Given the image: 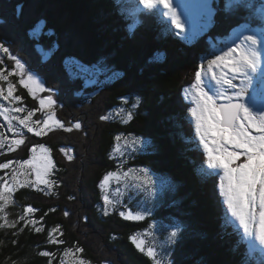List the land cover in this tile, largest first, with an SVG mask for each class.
Masks as SVG:
<instances>
[{"label": "trees", "instance_id": "1", "mask_svg": "<svg viewBox=\"0 0 264 264\" xmlns=\"http://www.w3.org/2000/svg\"><path fill=\"white\" fill-rule=\"evenodd\" d=\"M214 2L211 7L216 10ZM216 2L224 4L219 14L230 12L240 23L228 28L214 16V25L203 32L208 43L187 44L167 19L158 20L162 15L155 11L150 19L129 25L130 19L120 13L124 5L115 0H0V44L23 65L21 73L7 58L9 53L0 51V74L7 77L0 81V164H9L0 167L4 197L0 215L16 221L31 206L37 211L27 216L39 222L0 228V264H152L129 240L132 234L142 238L144 233H150L145 235V247L156 249L161 264H257L251 257L245 259L247 244L219 195L220 178L211 173L207 178L201 172L198 143L190 131L196 71L202 72V87L207 81L216 85L212 69L230 74L223 64L210 69L209 62L225 52L216 41L222 43L221 37L227 41L245 22V9L238 18L234 0ZM169 4L184 29L190 30L189 14L180 0ZM202 9L195 8L194 14L203 13ZM256 14L248 15L254 26H258ZM196 23L203 27L204 23ZM37 25L44 28L40 34L33 32ZM76 64L87 71L77 72ZM100 69L109 77L102 76ZM28 76L44 91L33 86L29 92L19 83ZM48 97L53 103L41 105L40 100ZM18 107L23 111L16 112ZM30 111L33 115L27 123L35 131L44 127V119L49 121L39 136L19 124ZM128 112L133 116L125 122ZM76 122L79 129L73 127ZM68 127L72 130L65 131ZM18 139L24 143L13 144ZM35 157H42L43 165L51 161L40 181H35L32 170ZM141 168L147 178L171 179L178 192L170 191L162 206L160 191L154 200L135 194L134 180L123 173L132 169L143 177ZM109 172L121 178H111L106 186L114 206L105 215L100 182ZM45 180L55 183L48 188ZM120 211H141L144 219L126 220ZM90 225L96 235L86 238ZM35 227L44 230L36 232ZM172 231L177 235L170 243ZM50 233L63 243H49ZM41 251L53 255L40 256Z\"/></svg>", "mask_w": 264, "mask_h": 264}, {"label": "snow or ice", "instance_id": "2", "mask_svg": "<svg viewBox=\"0 0 264 264\" xmlns=\"http://www.w3.org/2000/svg\"><path fill=\"white\" fill-rule=\"evenodd\" d=\"M139 3L145 10L155 11L158 15L170 17L171 23L180 32H184V24L178 17L175 8L169 4V0H139ZM161 8L165 11L161 12ZM202 16L210 18L211 13H202ZM261 17L264 18V6L261 7ZM198 34L195 33L194 35ZM183 38L188 39L189 37L185 36ZM238 40L239 42L234 41V46H229L228 50L223 52V55H218L215 60L209 62L210 69L211 65L219 67L223 64L228 73L231 74L224 75L222 73L219 78L215 75L212 76V80H215V84L220 85L222 90L218 91L211 81L203 82L202 87V72L196 71V83L192 86L195 89L192 100L196 106L192 108L191 114L195 118L196 135L204 150L207 169L214 170L217 175H219V170L223 172L219 187L224 197L223 202L226 205L227 213L232 218L231 222L234 223L237 231L242 233V239L247 244L248 251L250 253L259 252L264 257V53L261 52V49H264V31L259 36L255 32L241 33ZM0 51L9 53V59L15 61V68L21 73L23 72V65L15 55L10 53L8 47L0 44ZM75 69L77 72L87 71L79 64L75 65ZM2 72L3 70L0 69V73ZM14 74L16 73H9V75ZM0 79H7V77L0 74ZM237 79H239L238 85L234 83ZM19 83L28 88L29 92L33 91V86L38 88L39 91H44V89L39 88L32 76H28L27 81L21 78ZM224 85L227 88H223ZM228 89H231L232 92L226 95ZM12 90L13 86L9 84V96L12 95ZM188 95V90H185L186 98H188ZM16 99L20 98L16 97ZM124 102L127 103V101ZM45 103L51 105L53 103L52 98L48 97L47 101L40 100L41 105ZM136 103L138 104L139 100ZM135 107L136 104L133 105V108ZM15 111L20 112L23 109L18 107ZM32 115L33 113L30 111L23 119H19V124L27 128L28 132H34L35 135L39 136L49 127V121L44 119L42 121L44 127L39 131H35L27 123ZM132 116V112H128L125 122L131 120ZM108 118V116L101 117L102 120ZM12 119L17 118L13 117ZM36 123L40 124L41 121L37 120ZM55 123L59 127H64L59 121H55ZM73 127L79 129L81 125L76 122ZM64 130L71 131L72 128L68 127ZM120 139L121 137H116L117 141ZM23 143L22 139L13 141L15 145ZM132 143L134 144L136 141H132ZM0 147H2V144H0ZM116 151H119V147ZM8 166V163L0 164L2 168H8ZM50 166L51 161L42 165L45 172L48 171ZM201 171L209 174L203 168ZM139 172L144 173V176H138L134 173V170L129 169L123 173V177L140 182L134 184L133 187L149 184L150 181L147 178L145 169L141 168ZM111 178L119 180L121 177L117 173L109 172L100 182V187L105 192L103 196L105 215L108 214L109 206H114V202L106 194V186ZM44 183L50 188L55 182L45 180ZM7 190L12 191V188ZM0 199H4V197L0 195ZM35 211L37 210L31 206L26 207L25 214L21 215L16 221H8L5 216L0 215V220L4 221L0 224V228L6 226L16 228L20 222H23L25 226H35L39 222L27 216L28 213ZM50 211H55V209H50ZM2 212L3 207L0 206V213ZM64 214L67 216V211ZM119 214L126 220L140 221L144 219V214L141 211L135 213L120 211ZM43 230L42 227H35L36 232ZM19 231L22 232L23 228H20ZM149 234L144 233L143 235ZM176 235V231L169 234L168 240L170 243L174 242ZM129 240L137 251L143 253L152 261V264H161L156 249L151 246L145 247V240L140 238L139 234L130 235ZM48 242L63 243V241L52 236L51 233ZM77 251L82 250L77 249ZM39 255L51 257L53 254L49 251H41ZM49 264H51V261H49ZM261 264H264V260L261 261Z\"/></svg>", "mask_w": 264, "mask_h": 264}, {"label": "rangeland", "instance_id": "3", "mask_svg": "<svg viewBox=\"0 0 264 264\" xmlns=\"http://www.w3.org/2000/svg\"><path fill=\"white\" fill-rule=\"evenodd\" d=\"M211 2H212V0H188V3H190V5H192V6H187L186 7V11H188L189 9H192V8H195V7H202V6H206L207 4H211ZM189 12V11H188ZM189 14L191 15V16H195V14H194V12L192 11V12H189ZM220 24H221V22H220ZM240 30H242V29H240ZM246 30L248 31V32H252L251 30H249V29H247L246 28ZM243 31V30H242ZM33 32L35 33V34H40L41 32H42V25H37L36 26V28L33 30ZM233 37L234 38H237V37H235L234 35H233ZM238 39V38H237ZM223 43H225V44H223ZM223 43H222V47L223 48H227V50H228V42H226L225 41V39H223ZM227 44V45H226ZM230 46H234V44H230ZM226 50V51H227ZM18 53H19V51H17ZM221 52H223L222 50H221ZM261 52L262 53H264V49H261ZM1 54H2V52H0V56H1ZM20 54V53H19ZM222 55H223V53H222ZM8 59H9V56L7 57ZM9 60H12V59H9ZM13 63H14V60L12 61ZM25 67V66H24ZM26 70V69H25ZM101 70V75L102 76H106V77H109V75L107 74V73H104L103 71H102V69H100ZM93 73H95V71L93 70L92 71ZM26 73H28L27 72V70H26ZM101 75H99V76H101ZM96 76H98V75H96ZM3 80H6V79H0V81H3ZM72 95H73V93H71ZM193 121H194V123H195V118L193 117ZM89 127V126H88ZM86 145H89V143H86ZM200 157H201V169L203 168L206 172H208L209 174H205L204 172H202L207 178L208 177H210V173L213 171V170H210V169H207V165H206V163H205V154H204V152H201L200 153ZM36 159H38L36 162H34L33 161V165L34 166H32V170H33V173H34V175H35V181H37V180H39L38 178L39 177H42L41 175H42V173L44 172V170H43V167H42V162H41V160H43V158L42 157H35ZM219 175L220 176H222L223 175V172H222V170H219ZM157 179H159L158 180V182H157ZM148 180L150 181V183L149 184H147V185H144L143 187H146V188H142L141 186H139V187H137L136 189H135V191L136 192H134L135 194H142V195H148V197H151V196H153V200L155 199V196H156V194H157V192H159L160 191V199H161V206H162V204H163V201H164V198H166V195H168V196H171V195H169L168 193H170V191H174V192H178L177 191V187H178V185H176L171 179H170V183H169V181L166 179V178H164V177H161V176H154V178H148ZM40 181V180H39ZM36 183V182H35ZM39 183V182H38ZM132 183L133 184H138L137 182H135V181H132ZM42 185H44V184H42ZM125 186L126 187H129L130 185L128 184V183H126L125 184ZM223 199H224V197H223ZM131 212H133V211H131ZM88 230H89V233H88V236H86V238H89V237H92L94 234L96 235V231L94 230V227H92L91 225L90 226H88ZM94 232V233H93ZM93 233V234H92ZM92 235V236H91ZM141 237H142V239H144L145 240V242H146V236L145 235H141ZM152 237H153V235H151L150 236V238L152 239ZM150 239V240H151ZM88 240V239H87ZM152 241V240H151ZM92 241L90 240V243H91Z\"/></svg>", "mask_w": 264, "mask_h": 264}, {"label": "bare ground", "instance_id": "4", "mask_svg": "<svg viewBox=\"0 0 264 264\" xmlns=\"http://www.w3.org/2000/svg\"><path fill=\"white\" fill-rule=\"evenodd\" d=\"M234 32V31H233ZM211 177V176H210ZM247 252V251H246ZM246 255L248 256V257H251V258H253V259H259L260 261H262V260H264V259H262V257H260V256H258V255H254L253 253H246Z\"/></svg>", "mask_w": 264, "mask_h": 264}]
</instances>
